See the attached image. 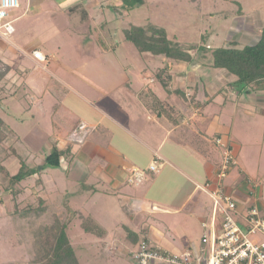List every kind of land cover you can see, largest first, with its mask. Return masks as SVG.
I'll return each mask as SVG.
<instances>
[{"label": "crops", "instance_id": "obj_1", "mask_svg": "<svg viewBox=\"0 0 264 264\" xmlns=\"http://www.w3.org/2000/svg\"><path fill=\"white\" fill-rule=\"evenodd\" d=\"M78 2L63 3L59 5V8L67 12L76 7L79 8ZM98 3L102 5L100 0L87 1L88 7ZM53 4L58 5V2L20 0L19 7L9 12L14 31L6 36L0 35V57L12 67L2 83H6L9 87L8 85L12 82V87L18 90L23 85H27L25 80L32 82V78H29L32 66L34 69L48 71L53 82V86L48 85V89L54 96V104L49 112L46 110L45 112L48 113L53 127H51V134L47 133V129L43 132L47 138H53V141L49 143V139L46 138V141L40 145H32V165H41L53 145L61 149L70 148V152L62 160V165L56 167L60 168L59 176L52 177L46 170L41 173L44 183L47 187L48 183L58 185L57 179L66 183L63 189L56 186V190H60L62 195L68 193L66 196L74 207L92 214L107 229L109 249H115L118 255L126 254L125 250L130 252L133 249L134 246L124 236L123 224L127 222L141 232V238L146 236L154 246L171 253H181L192 243L196 245L200 243V236L199 241L194 240L198 239L196 236L190 237L191 239L185 242L184 232L187 234L197 232V235L201 230L202 234L204 230L202 223L211 217L210 196L199 189L198 185L211 179L222 161V147L213 143V138L221 132H226L225 130L229 131V137L221 136L226 142L231 143L236 154L237 165L231 168L223 180V187L237 201L240 209L257 204L264 211V119L259 122L262 125L261 130L258 133L251 132L249 138H244L245 142L242 139L245 135H239L235 131L234 124L226 126L220 120L217 121L218 127L215 133H209L211 125L217 118H221L229 100L234 102L236 112L239 102L244 101L247 106H256L255 110L247 107L246 115L256 120L259 115L264 118V93L233 96V93L231 94L223 86L219 90V95L223 98L217 100L209 95L203 73L210 75L208 78L211 84L213 73L216 79L218 77L216 71L224 73L227 71L225 69L207 70L206 67L198 65L201 70L199 77L194 83L187 82L185 78L187 70L191 73L195 65L189 67L183 63L186 68L179 71V74L184 79V87L181 85L178 87L186 92L185 85L191 83V86L194 85L193 93H197V90L202 88L205 98L203 99L199 96V92L197 93L199 97L197 101L203 104V109L197 115L198 118L195 116L193 119H186L189 121H184V116H191L194 109L199 107L196 104L197 101L190 103V96L187 95L188 99H182L161 86L165 92V98L173 102L180 111L178 123L173 124L165 115H158L155 107H149L144 102L143 92L148 88L144 87L143 82L139 83L142 85L139 89L134 88L128 80L112 87L89 83L90 79L85 76V71L79 70V63L74 62L76 65L73 66L65 59L76 56L75 52L51 50L60 41L64 44L65 36L60 30L55 28L49 30L45 29V25H39L38 22L43 20L37 17L40 12H47V7ZM58 13L56 10L51 11L49 19L57 22ZM89 20L88 17L86 21ZM35 23L38 27L41 26L39 30L38 27L35 29ZM102 24L104 25V22ZM44 31L45 34L42 35ZM91 34L89 30L88 35ZM257 36L259 34L254 38ZM254 38L252 37L251 40L253 41ZM34 50L41 51L46 61L36 59L33 56ZM176 66L172 71V88L177 87L174 84L177 74ZM16 73L21 74L20 80L23 79L21 83H18ZM11 77L12 79L8 80ZM234 78V75L227 72L225 76H220V82L226 84L225 81H229L230 84ZM151 79L153 82V78ZM185 81L188 84H185ZM151 88L164 99L163 94H159L153 86ZM45 89L47 91L46 86ZM173 95L180 102L176 103ZM7 96L16 99V95H11L10 92L5 95V98ZM38 105L40 110L44 111L41 106L44 103L40 102ZM257 107L259 113L256 112ZM209 108L217 109L211 112L208 111ZM209 117L211 121L207 123ZM185 124L191 125L205 139L209 149L201 151L195 144L185 139V130L182 128ZM82 126H86V137L77 142L69 139L71 133ZM257 135L262 137V141ZM252 137L258 138V141L252 142ZM239 140L240 145L237 144ZM157 156L162 158L163 164L158 172H154L149 169V164ZM133 168L144 170L142 181L138 183L129 181ZM73 190L75 191L72 192ZM74 193H82L80 202L71 197ZM82 201L88 211L82 208ZM134 201L135 205L132 204ZM89 203L92 204L91 209L88 207ZM94 208L97 212H94ZM129 210L132 211L133 217L128 216ZM98 244L95 238L94 247ZM124 264L127 262L125 261Z\"/></svg>", "mask_w": 264, "mask_h": 264}, {"label": "rangeland", "instance_id": "obj_2", "mask_svg": "<svg viewBox=\"0 0 264 264\" xmlns=\"http://www.w3.org/2000/svg\"><path fill=\"white\" fill-rule=\"evenodd\" d=\"M55 1L58 2V5H49L47 7V12H40L37 17L39 20H43V22H38L39 25H45V29L49 30L50 28L60 30L65 36L64 44L60 41L58 44H55L51 50L75 52V54H77L76 56L65 59L71 62L73 66L76 65L74 62H78L79 70L85 71V76L90 79L88 80L89 83L92 82V84L97 83L104 87H112L113 85L128 80L130 81L129 83L134 85V88L139 89V86H142L139 85V83L143 82L146 89H150L153 86L159 91V94L164 95V99L165 92L156 81L154 73L156 68L163 66L162 57L154 56L148 52H140L132 42L126 41L124 39V31L126 28H130L132 25L145 26L147 23L151 22L168 29L169 35H176L177 40L181 43L198 41L202 34L209 33V42L212 46H227L230 44V41L234 39L241 42L249 40L248 38L251 40L252 37L254 38V36L260 33L261 27L264 26V0H239L243 12L238 15H236L234 11L239 9V5L235 3L234 0H145L143 6L131 9L130 12H127L121 7V0H100L102 5L98 3L90 7H88L87 4L88 0ZM73 1L74 3L79 1V8L76 7L67 12L64 11L63 8H59V5L63 3L73 4ZM54 9L59 12L57 22L49 19V13L55 11ZM87 12L90 18L89 21H86ZM102 22H104V25ZM38 24L35 23V29L38 27ZM41 26L37 29L39 30ZM89 30L92 33L91 35H88ZM44 34L45 31L42 35ZM257 37L251 41L256 42L258 39ZM239 46H243V44L239 43ZM15 58L17 59V57ZM83 61L87 62L84 63ZM198 65L201 66V64H195L191 69V73L187 70V76L185 77L187 82L192 81L194 83L199 77L201 70L198 68ZM32 67L29 71V78H32V82L25 80V84L27 85H23L18 90L14 86L12 87L11 82L10 85H8V91L11 95H14V92L17 91L16 99L7 96L2 107L0 106V114L20 135L22 140L21 152L24 156H29L30 162L32 160V145H40L46 141L47 136L44 134L43 130L47 129L48 134L52 133L51 127H53V125H51L50 117L48 113L46 114L45 110L49 112L52 104H54V96L48 89V85L53 86L48 71L45 72L44 70H38ZM184 67V64L175 67L177 69V74L174 78V84L177 87L180 85L184 87V79L179 74V71L186 68ZM216 72L218 77L215 79V74L213 73L211 77L213 81L211 84H209L211 80L208 78L210 75L203 73V79L206 82L205 87L209 90H207L209 95L214 96L217 100H222L223 97L219 95V90L223 86L231 94L233 93V96L238 94L235 89L231 88L228 83L229 81H225L226 84L220 82V76H225L227 72ZM15 75L16 78L18 77V83H21L23 81V79L20 80L21 74L16 73ZM151 78H153V82ZM11 79L12 77L8 80ZM141 79L142 81L140 82ZM207 79L209 80L207 81ZM185 84L188 83L185 81ZM155 85L159 86L155 87ZM45 86L47 87V91ZM185 88H187L185 89L187 95L191 97L194 92V85L192 84L191 86L190 83L189 85H185ZM203 91L204 90L200 88L198 94L204 99L205 95H203ZM257 94L259 95V93ZM246 96H248V94ZM173 98L176 103L180 102L179 99H176L175 95H173ZM40 102L44 103V105H41L44 111L42 109L40 110V106L38 105ZM247 107L251 110H255L256 108V106L253 105L247 106V104L242 101L239 102L238 111L236 112L234 102L229 100L221 118H217L211 125L209 133H215L218 127L217 121L219 120L224 122L226 126L234 124L235 131L241 136L245 135L242 139L250 136L251 132L258 133L262 126L259 122L264 118L262 115H259L257 120L254 117L250 118L245 113ZM215 109L217 108H209L208 111L215 112ZM256 112L259 113L258 107ZM199 114L200 111H198L196 107L193 114L191 116H184L183 120L187 121L186 119H193ZM196 118H198V116ZM258 124L260 126H258ZM225 131L226 132H221L220 135H225L227 138V136L229 137V131ZM232 135H234V133ZM257 137H260L262 141L260 135H257ZM47 139H49V143L53 141L51 137ZM251 139L248 141L250 142ZM254 141H258V138L254 137L252 142ZM243 142H245V139ZM237 144H241L240 140L237 141ZM43 145L44 144H42V146ZM17 165V160L14 159L13 163L9 165L10 170L15 172ZM46 168V172L49 171L52 177L60 175V168ZM57 182L58 185L56 186H60L61 189H63L66 183L60 179H57ZM56 186L48 183L47 187L44 180L42 184H36L33 179L29 180L26 185L27 189L25 194L18 199L17 202L12 199L10 195H4V193H2L3 188L0 187V197L3 199V201L0 202V264H27L29 255L31 254L30 252L33 254L34 251L33 238L30 230L34 229L36 223L39 221H48L45 217L38 218V216H31V219L28 220L20 219L19 215L15 213L11 214L15 210L16 203L20 207H26L29 204L32 205L35 201L37 202V197L41 196L45 199L47 205H55L58 200L61 201L68 195V193H65V195L63 193L62 195L60 190H56ZM74 191L75 190L72 192ZM71 197L80 202L83 196L82 193H74ZM132 204L135 205L136 202L134 201ZM88 207L91 209L92 204L89 203ZM82 208L88 211L83 201ZM96 208L99 210L98 207ZM97 209L94 208V212H97ZM235 215L238 217L237 214ZM19 221H23V224ZM72 231L73 232H70L72 234V241H74L78 252L81 250V252L87 254L88 249H91L93 253V248L90 247L94 245L95 238L90 234L84 233L79 225L78 227L74 226ZM196 233L190 232V234H187L184 232V241L187 242L189 239L195 238L196 236L198 239L194 240L199 241V236H202L201 230H199L197 235ZM134 262L137 263L136 261Z\"/></svg>", "mask_w": 264, "mask_h": 264}, {"label": "trees", "instance_id": "obj_3", "mask_svg": "<svg viewBox=\"0 0 264 264\" xmlns=\"http://www.w3.org/2000/svg\"><path fill=\"white\" fill-rule=\"evenodd\" d=\"M121 1V7L127 12L141 7L145 3V0ZM234 2L239 5V9L234 11L238 15L243 12L242 5L239 0H234ZM86 18L88 19V13ZM124 34V39L132 42L140 52H148L154 56L162 57L163 66L155 69V79L168 92L179 95L182 99H188L189 97L182 88H172V71L174 66L183 63H186L189 67L201 64V67H206L207 70L225 69L235 76V79L230 82V86L238 91V95L264 93V26L261 27L256 42L245 43L234 39L227 46H212L209 42V33L202 34L198 41L181 43L177 40L176 35H169L168 29L151 22L145 26L132 25L130 28L125 29ZM239 43H242L243 46H239ZM11 67L0 57L1 107L5 95L9 92L6 83L3 84L2 80ZM198 91L199 89L197 93ZM16 92H14L15 95ZM197 93H193L190 103L198 100ZM143 100L149 107H155L158 115H165L173 124L178 123V119H180L178 108L167 98L159 97L152 88L143 92ZM196 104L199 106L198 111L201 112L203 104L199 101ZM210 121L211 118L209 117L207 123ZM182 128L185 130L186 140L195 144L201 151L209 149L208 143L191 125L185 124L182 125ZM69 139L73 142L78 141L72 138ZM213 143L215 142L213 141ZM21 144L20 135L0 114V187L3 188L2 193L4 195H10L16 202L25 194L29 180L34 178L36 184H42L43 177L41 173L46 167H60L62 160L70 152L69 147L61 149L57 145H53L50 152L43 159L42 164L34 166L31 163L32 160L30 162L29 156L22 154ZM215 144L220 146L217 143ZM228 144L229 147H232L229 141ZM14 159L17 160L18 165L16 171L12 172L9 165L13 163ZM2 201L3 199L0 197V202ZM14 213L19 215L20 219L29 220L31 216L48 219V221H39L36 223L35 228L30 230L34 251L33 254L30 252L27 264H124L125 261L127 264H137L131 257V253L142 239L140 237L141 232L131 227L129 222L123 224L124 236L134 247L130 252L125 250L126 254L118 255L115 249H109L107 242L109 232L107 229L92 214L74 207L67 197L61 201L58 200L55 205H47L45 199L38 196L37 202L35 201L32 205L29 204L26 207H20L16 203L15 210L11 214ZM128 216H132L131 210L128 211ZM19 222L23 224V221ZM78 225L84 233L97 239L99 243L97 247H94V245L90 247L93 248V253L91 249H88L87 254L81 252V250H79V253L75 247L70 232H73V227Z\"/></svg>", "mask_w": 264, "mask_h": 264}, {"label": "built area", "instance_id": "obj_4", "mask_svg": "<svg viewBox=\"0 0 264 264\" xmlns=\"http://www.w3.org/2000/svg\"><path fill=\"white\" fill-rule=\"evenodd\" d=\"M19 5L20 0H0V35L14 31L9 12ZM33 56L46 61L39 50H34ZM86 135V126H82L70 137L83 140ZM213 141L223 148L222 161L214 176L198 185L210 196L212 207L210 219L202 223L200 243H192L181 253H171L154 246L143 236L131 253L137 264H264V211L257 204L240 209L237 201L225 191L223 180L237 165V158L233 147L221 136H214ZM162 164V158L157 156L150 162L149 169L158 172ZM143 177L144 170L133 168L129 181L138 183Z\"/></svg>", "mask_w": 264, "mask_h": 264}]
</instances>
